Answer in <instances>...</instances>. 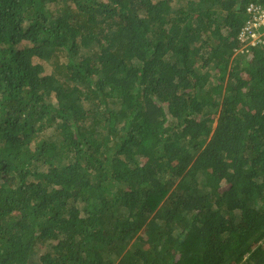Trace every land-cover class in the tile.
Wrapping results in <instances>:
<instances>
[{"label":"trees","instance_id":"16d2710c","mask_svg":"<svg viewBox=\"0 0 264 264\" xmlns=\"http://www.w3.org/2000/svg\"><path fill=\"white\" fill-rule=\"evenodd\" d=\"M251 3L0 0V264H264Z\"/></svg>","mask_w":264,"mask_h":264},{"label":"built area","instance_id":"2783aa9c","mask_svg":"<svg viewBox=\"0 0 264 264\" xmlns=\"http://www.w3.org/2000/svg\"><path fill=\"white\" fill-rule=\"evenodd\" d=\"M247 20L238 40L242 45L239 53H249L257 45H264V6L251 3L246 8Z\"/></svg>","mask_w":264,"mask_h":264},{"label":"rangeland","instance_id":"374dc122","mask_svg":"<svg viewBox=\"0 0 264 264\" xmlns=\"http://www.w3.org/2000/svg\"><path fill=\"white\" fill-rule=\"evenodd\" d=\"M154 1H158V0H154ZM36 63H40L41 65H43L44 67H45V72H46V74L47 75H49L50 74V72H51V69H50V67L46 64V63H44V62H39V61H35ZM42 249L43 248H41L40 249V251H42Z\"/></svg>","mask_w":264,"mask_h":264}]
</instances>
